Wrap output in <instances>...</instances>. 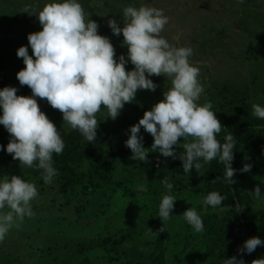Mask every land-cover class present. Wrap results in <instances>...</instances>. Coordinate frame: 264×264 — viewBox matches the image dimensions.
Segmentation results:
<instances>
[{
    "label": "rangeland",
    "instance_id": "rangeland-1",
    "mask_svg": "<svg viewBox=\"0 0 264 264\" xmlns=\"http://www.w3.org/2000/svg\"><path fill=\"white\" fill-rule=\"evenodd\" d=\"M50 0H0V89L17 81V73L26 66L17 56L21 46H28V35L42 30L38 18L23 12L28 5L39 11ZM87 18L99 25L98 33L110 38L117 58L127 56L123 35H113L109 19L123 26L122 10L141 5L163 9L170 18L161 34L177 47H191L192 64L200 68V82L204 92L199 100L207 102L208 92L214 103H226L215 96L225 85L248 89L249 102L263 103L264 93V0H81ZM175 37H178L175 38ZM29 54L32 49L29 47ZM134 66L129 62L127 70ZM158 85L155 92L138 90L136 98L126 103L121 114L107 118V109L97 114L99 128L94 142L83 143L97 155L115 161L111 179L101 185H79L62 192L59 180L42 183L33 176L21 177L36 185L38 197L32 201L34 216L14 226L0 243V264H132L146 260L151 264H215L229 247L217 235L214 220L207 224L203 218L231 210L246 213L251 223L258 226L264 200L250 192L260 186L264 192V156L256 167L245 172L241 180V201L232 208L204 206L208 185L194 169L185 172L182 161L164 158L159 152H149L148 162L131 159L132 152L125 146L129 129L139 122L144 113L164 99L171 87L164 76H152ZM5 81V82H4ZM31 96V95H30ZM41 110L54 122L62 135L74 131L63 122L62 113L46 100L37 98ZM139 105L141 112L133 107ZM126 114V119H124ZM2 115V110H0ZM144 147L151 148L154 138L141 128ZM10 134L0 125V145L5 148ZM184 142L183 137L180 143ZM177 155L184 150L174 146ZM149 151H151L149 149ZM0 151V180L16 175L5 165L12 159ZM90 163H82L78 172L87 174ZM173 184L171 193L162 181ZM176 198L171 218L164 221L167 229L160 232L158 217L163 195ZM195 208L201 215L204 231L196 233L182 214ZM7 211V209H5ZM152 229L150 231L149 229Z\"/></svg>",
    "mask_w": 264,
    "mask_h": 264
},
{
    "label": "clouds",
    "instance_id": "clouds-1",
    "mask_svg": "<svg viewBox=\"0 0 264 264\" xmlns=\"http://www.w3.org/2000/svg\"><path fill=\"white\" fill-rule=\"evenodd\" d=\"M245 2L240 0L241 4ZM22 11L35 15L42 26L41 31L28 35V46L17 51L26 66L17 73V79L21 86L31 89L32 95H17L18 88L12 86L0 89V125L10 134V142L6 148L0 145V151L11 154L20 166L41 171L44 183L51 184L57 175L53 156L63 153L65 143L37 98L58 109L63 122L78 130L89 143L97 138V114L102 108L107 109V118L115 120L125 104L135 100L138 90L156 91L158 85L150 77L164 76L171 81V87L163 93L164 99L129 129L125 146L132 152L131 159L148 162L149 152H159L164 158L182 161L186 173L193 169L199 172L203 164L218 160L224 165L225 180L235 183L234 137L228 134L225 142L218 140L223 127L216 112L211 104L198 103L204 88L199 66L190 61L193 49L177 47L161 35L170 22L163 9L128 6L122 10L123 26L116 19L108 20L113 35L122 34L123 45L128 49L127 56L118 58L110 38L98 33V23L86 19L81 0H50L39 11L28 5ZM129 62L134 66L130 71L126 69ZM252 107V114L264 119V106L254 103ZM141 128L154 138L151 148L144 147ZM174 146L184 151L177 155ZM251 169V164H245L239 171ZM162 183L171 193L173 184L167 179ZM250 194L264 200L260 186ZM37 197L36 185L21 176L0 180V243L14 226L34 216L32 201ZM224 200V196L213 191L203 203L205 208L215 209L222 207ZM176 201L172 194L163 195L158 211L163 222L160 232L167 229L164 221L173 216ZM182 217L196 233L204 231L203 219L195 208L187 209ZM258 246H264V239L252 237L239 251L251 254ZM223 264L246 261L233 256ZM252 264H264V257Z\"/></svg>",
    "mask_w": 264,
    "mask_h": 264
},
{
    "label": "trees",
    "instance_id": "trees-1",
    "mask_svg": "<svg viewBox=\"0 0 264 264\" xmlns=\"http://www.w3.org/2000/svg\"><path fill=\"white\" fill-rule=\"evenodd\" d=\"M2 69L3 66L0 65V71ZM4 86L17 87V95H32L31 89L26 85L21 86L18 80ZM215 96L226 100V103L218 106L214 103V96L208 92L207 102L212 105V110L216 112L223 127L217 138L223 143L228 134L233 135L235 148L232 167L237 171L233 178L235 183L229 184L224 178V165L218 160H214L208 164H203V176L208 185L207 194L213 191L220 193L225 197L222 207L232 208L242 199L241 180L245 172L239 170L245 164H251V170H253L264 156V119H259L252 114L253 107L249 102L250 92L248 89L225 85L217 91ZM261 105L264 106V101ZM133 108L137 112L143 110L139 105H134ZM101 110L106 109L102 108ZM124 119H126V114H124ZM62 139L65 143L63 153L53 156L54 167L57 169V175L54 179L59 180L62 192H68L79 185H88L89 188H92L94 185H101L111 179L115 161L105 155H97L88 148L83 143L84 137L78 130L62 135ZM85 162L90 163L92 169L87 174L78 172V168ZM5 165L12 169L17 176H33L44 183L41 171L20 166L18 160L12 158L6 161ZM203 219L205 222L208 221L207 224L211 222V219H215L213 227L217 226V235L224 245H229L220 256L219 262L215 264H223L225 259H230L233 256L244 259L246 264H252V261L264 257V246H258L251 254L246 252L241 254L239 251L249 238L258 236L264 239V210L260 212L258 226L253 225L246 213L241 210H231ZM132 264L151 263L140 260Z\"/></svg>",
    "mask_w": 264,
    "mask_h": 264
}]
</instances>
